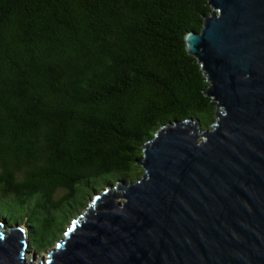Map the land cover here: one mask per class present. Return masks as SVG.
I'll use <instances>...</instances> for the list:
<instances>
[{
  "label": "trees",
  "instance_id": "trees-1",
  "mask_svg": "<svg viewBox=\"0 0 264 264\" xmlns=\"http://www.w3.org/2000/svg\"><path fill=\"white\" fill-rule=\"evenodd\" d=\"M208 0H0V221L49 250L95 193L137 180L163 125L216 104L185 47Z\"/></svg>",
  "mask_w": 264,
  "mask_h": 264
},
{
  "label": "water",
  "instance_id": "water-1",
  "mask_svg": "<svg viewBox=\"0 0 264 264\" xmlns=\"http://www.w3.org/2000/svg\"><path fill=\"white\" fill-rule=\"evenodd\" d=\"M184 37L215 118L160 127L141 176L105 187L46 258L0 221V264H264V0H208ZM35 254V252H33Z\"/></svg>",
  "mask_w": 264,
  "mask_h": 264
},
{
  "label": "rangeland",
  "instance_id": "rangeland-1",
  "mask_svg": "<svg viewBox=\"0 0 264 264\" xmlns=\"http://www.w3.org/2000/svg\"><path fill=\"white\" fill-rule=\"evenodd\" d=\"M23 228L26 229L24 226H23ZM24 233H26V231H25ZM53 246H54V245H53ZM47 252H48V250L45 251V252H42V253H40V254H37V253L33 254V252H30V251H29V253L26 255V257H27V259H29V258L33 257V255H34V261L37 259V260L35 261V263H37V262H39V260H40L41 258H46V256H47Z\"/></svg>",
  "mask_w": 264,
  "mask_h": 264
},
{
  "label": "bare ground",
  "instance_id": "bare-ground-1",
  "mask_svg": "<svg viewBox=\"0 0 264 264\" xmlns=\"http://www.w3.org/2000/svg\"><path fill=\"white\" fill-rule=\"evenodd\" d=\"M26 234V233H25Z\"/></svg>",
  "mask_w": 264,
  "mask_h": 264
}]
</instances>
